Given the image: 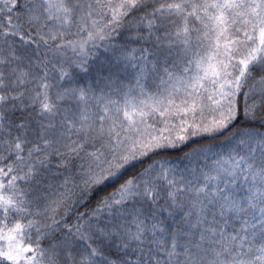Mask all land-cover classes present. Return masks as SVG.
<instances>
[{"label": "snow or ice", "instance_id": "6c2138e0", "mask_svg": "<svg viewBox=\"0 0 264 264\" xmlns=\"http://www.w3.org/2000/svg\"><path fill=\"white\" fill-rule=\"evenodd\" d=\"M0 264H264V0H0Z\"/></svg>", "mask_w": 264, "mask_h": 264}]
</instances>
